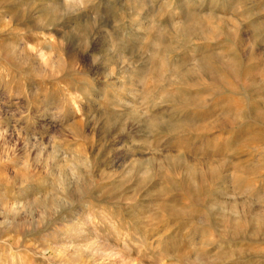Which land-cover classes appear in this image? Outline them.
<instances>
[{"label": "rangeland", "instance_id": "1", "mask_svg": "<svg viewBox=\"0 0 264 264\" xmlns=\"http://www.w3.org/2000/svg\"><path fill=\"white\" fill-rule=\"evenodd\" d=\"M0 264H264V0H0Z\"/></svg>", "mask_w": 264, "mask_h": 264}]
</instances>
